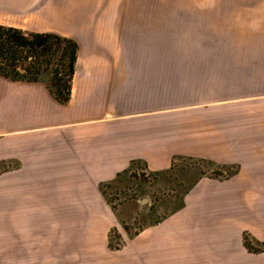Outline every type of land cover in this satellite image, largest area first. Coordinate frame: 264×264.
I'll return each mask as SVG.
<instances>
[{
	"label": "crops",
	"instance_id": "crops-1",
	"mask_svg": "<svg viewBox=\"0 0 264 264\" xmlns=\"http://www.w3.org/2000/svg\"><path fill=\"white\" fill-rule=\"evenodd\" d=\"M124 1L0 0L1 26L77 45L66 104L40 77L0 76V162L17 164L2 176L0 263L264 264L242 242L264 247V0H246L254 29L232 59L166 57L162 16ZM177 159L235 172L198 178L176 211L110 251L117 221L100 184Z\"/></svg>",
	"mask_w": 264,
	"mask_h": 264
},
{
	"label": "rangeland",
	"instance_id": "rangeland-1",
	"mask_svg": "<svg viewBox=\"0 0 264 264\" xmlns=\"http://www.w3.org/2000/svg\"><path fill=\"white\" fill-rule=\"evenodd\" d=\"M124 3L162 16L160 30L166 57L211 58L212 55L213 59H232V47L248 40L245 36L254 29V16L245 12L250 7L246 0H125ZM206 49L211 50L206 53ZM50 74V70H44L39 77L48 83ZM15 166L0 162V262L6 209V181L2 176ZM234 172L235 168L224 169L193 159H177L163 173H153L142 163H133L124 173L99 186L117 221L107 236L108 249L122 251L134 235L171 215L182 205L183 197L198 178L225 179ZM244 239L254 249L264 248L255 244L248 234L243 235L242 242Z\"/></svg>",
	"mask_w": 264,
	"mask_h": 264
},
{
	"label": "trees",
	"instance_id": "trees-1",
	"mask_svg": "<svg viewBox=\"0 0 264 264\" xmlns=\"http://www.w3.org/2000/svg\"><path fill=\"white\" fill-rule=\"evenodd\" d=\"M77 45L52 33L27 34L0 25V76L11 81L37 82L44 70H50L48 89L55 100L66 104L71 94ZM244 247L254 249L244 239ZM264 246V242L262 244Z\"/></svg>",
	"mask_w": 264,
	"mask_h": 264
}]
</instances>
